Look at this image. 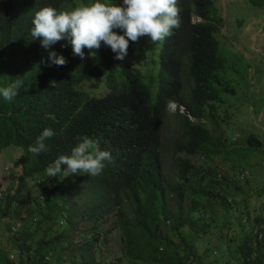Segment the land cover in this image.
Returning a JSON list of instances; mask_svg holds the SVG:
<instances>
[{"label":"trees","instance_id":"trees-1","mask_svg":"<svg viewBox=\"0 0 264 264\" xmlns=\"http://www.w3.org/2000/svg\"><path fill=\"white\" fill-rule=\"evenodd\" d=\"M43 6L72 9L76 2L0 0V87L22 81L12 101L0 98V153L9 146L23 150L22 172L14 192L10 188L1 199L0 212L9 215L13 202L24 224L32 222L34 214L26 207V202H32L29 178L45 176L46 167L58 156L70 155L83 137L109 151L111 159L96 177L67 173L43 182L42 190L47 192L39 210L42 218L21 234L20 264H201L199 245L192 239L210 233L217 204L231 205L228 195L219 197L220 171L204 170L190 157L216 144L206 120L208 112L217 108L214 98L221 97L219 73L225 67L216 36L221 24L218 7L213 0H178L179 28L157 42L147 36L130 41L126 57L139 52V58L156 71L146 76L125 62L110 63L100 72L90 64L74 72L49 65L48 50L30 35L32 17ZM194 16L201 20L193 21ZM186 74L193 87L182 96ZM90 75L104 79L107 91L96 95L91 90L98 88L84 87L88 78L93 79ZM169 101L177 105L183 133L172 143L178 179L162 173ZM182 105L188 112H180ZM46 127L54 131L46 141L48 151L28 152ZM59 216L66 220L62 229L55 225ZM112 217L115 220L107 228ZM47 220L54 231L37 234L34 230ZM115 230L126 259L99 261L97 246L107 243ZM261 233L264 227L248 233L239 244L240 264H264ZM207 263L214 264L209 258Z\"/></svg>","mask_w":264,"mask_h":264},{"label":"rangeland","instance_id":"rangeland-1","mask_svg":"<svg viewBox=\"0 0 264 264\" xmlns=\"http://www.w3.org/2000/svg\"><path fill=\"white\" fill-rule=\"evenodd\" d=\"M76 2L80 6L90 0ZM213 2L218 7L217 17L221 19L220 30L216 36L219 39V53L225 60V67L224 71L219 73L222 78L221 97L214 98L213 103L217 104V108L211 114L208 112L206 126L216 138L217 145H210L190 157L194 162L201 164L204 170L212 167L220 171L219 182L222 183L218 189L222 192L219 193V197L227 198L228 195L227 202L231 205L224 207L217 204L213 216L216 222L210 233L192 241L199 245L201 264L205 262L212 264L207 263V258L214 264H240L239 244L248 233L258 232L264 227V0H213ZM198 20L199 17H193V21ZM63 44L65 41L61 40L51 47L66 59L64 65L58 66L60 71L74 72L90 64L94 72H100L110 63L125 62L139 67L146 76L156 72L152 65H147L139 58V52H136V56H128L123 61H118L113 58L114 54L110 48L102 43L95 56H90L89 50L84 49L85 58L81 60L72 54L70 45L62 47ZM90 77L93 79L88 78L84 87L98 88L97 91L91 90L96 95L107 91V87L102 85L104 79L94 75ZM183 82L185 87L182 96H188L193 83L187 74L184 75ZM157 87L158 84L153 85V93ZM177 111V107L174 111H168L163 134L161 164L162 173L168 179L179 178L172 156L173 141L183 136ZM180 112L188 111L182 105ZM22 158L23 150L15 146L6 147L0 153V192L4 191L2 196L0 195V207L5 193H8L10 188L13 189L12 193L14 192V186L22 172L19 163ZM66 175L67 172H64L60 178ZM42 177L45 180L43 182L50 183V177L46 175ZM37 180V177L29 178L32 202L30 204L26 202V207L34 214L32 222L24 224L22 217L16 215L17 206L13 202L9 215H2L0 212V264H20L18 244L21 241V234L42 218L39 210L44 207L47 191L42 190L43 183L39 185ZM200 186L201 191L205 192L202 184ZM256 217L260 220L254 219ZM114 220V217L109 219L106 227H110ZM51 225L47 220L40 229L34 231L37 234L44 231L53 232ZM55 225L62 229L66 225V220L59 216ZM261 234L259 238L264 240V233ZM108 238L107 243L97 246L96 254L99 261L118 263L119 257L124 256L126 259L119 232L113 231ZM52 264L58 263L54 261ZM61 264L72 263L62 261Z\"/></svg>","mask_w":264,"mask_h":264},{"label":"clouds","instance_id":"clouds-1","mask_svg":"<svg viewBox=\"0 0 264 264\" xmlns=\"http://www.w3.org/2000/svg\"><path fill=\"white\" fill-rule=\"evenodd\" d=\"M177 2L178 0H90L80 6L76 2V7L72 9L58 10L53 6H43L32 17L30 35L32 40L39 39L41 46L48 50L49 65L62 66L66 63L62 54L51 49L52 45L61 40L65 41L62 47L70 45L72 54L81 60L85 58L84 49L89 50L90 56H95L96 50L103 43L110 48L115 60L123 61L128 55L130 41L136 42L139 37L147 36L151 42H157L180 27ZM21 86L22 81L14 80L6 87H0V98L12 101ZM175 108L176 104L171 101L166 104L168 111H174ZM53 136L52 128H44L35 138L34 144L29 145L28 152L34 155L47 152L46 141ZM110 159L109 151L98 149L94 141L83 137L71 149L70 155H60L48 165L45 175L60 177L67 171L70 174L96 177L101 174L105 161ZM62 165L65 167L62 168ZM37 178L38 184L42 185L44 177L39 175Z\"/></svg>","mask_w":264,"mask_h":264}]
</instances>
